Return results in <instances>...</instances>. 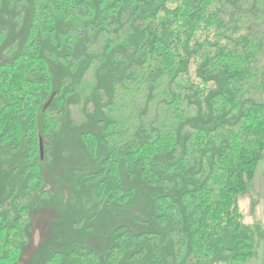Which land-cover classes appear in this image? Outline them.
I'll list each match as a JSON object with an SVG mask.
<instances>
[{
  "label": "rangeland",
  "instance_id": "1",
  "mask_svg": "<svg viewBox=\"0 0 264 264\" xmlns=\"http://www.w3.org/2000/svg\"><path fill=\"white\" fill-rule=\"evenodd\" d=\"M90 1L97 7L101 2ZM235 4H230L223 12L227 22L224 28L227 48L236 49L242 42V33L260 45L253 61L257 66L254 78L245 79L241 90L226 83L218 73L207 72L201 60H210V57L203 55L186 62L188 72L179 80L164 81L160 71L150 78L144 69L133 65L139 63L143 54L136 55L141 26L134 19L135 11L125 15L119 10L105 33L99 27L87 25L92 19L75 14L67 19L62 12L53 11L55 28L38 32L40 52L48 61L50 74L47 76L44 70L32 75L33 78L50 76L54 89L67 90L66 107L56 113L40 162L32 157L27 139L19 148L0 140V217H8L10 223L19 227L16 244L20 257L15 264H52L57 252L61 254L62 264H86L84 253L90 250L99 264H197L189 260L193 256L192 211L181 197L184 190L215 168L199 149L216 152L220 144L216 139L196 149L191 142L192 131L203 127L213 135L214 129L220 128L221 120L232 124V118L239 117L248 100H264V0ZM140 9L152 10L153 6L140 5ZM32 17L33 0H0V61L12 58L9 46L24 43ZM95 18L100 19V9ZM197 72L212 81L205 97L201 94L205 87L191 82L192 78L195 82L201 80ZM253 80L255 86L251 84ZM168 86L171 94L167 95L164 90ZM222 89L230 103L239 102L242 106L232 116L214 111L211 95ZM171 97H180L178 103L174 102L175 106L187 110L181 121L173 119ZM110 120L114 122L108 130ZM44 121V117L39 118L40 128ZM148 127H167L175 134L178 154H168L165 162H177L184 154L191 163L187 171L166 174V180L150 184L140 173L131 175L123 168V187L132 188V194L123 200L101 204L96 182L88 180L100 162L89 148L85 134L95 133L100 148L105 150L103 134L111 139L126 140ZM29 164L37 165L41 176L37 185L28 180L26 167ZM169 194L179 201L180 212L173 218L177 223L169 221L162 226L155 217L157 201L160 196ZM238 206L243 223L256 226L259 233L253 246L255 254L235 264H264V158L257 166L250 190L239 197ZM21 213L27 219L23 223L15 222V217ZM119 226L136 234L159 232V244L155 247L153 240L139 239L122 257L110 260L107 256L116 241ZM178 227L186 233L185 243L176 240ZM179 244L183 249L178 254ZM141 248L144 249L142 256L128 257V252ZM229 254L225 258L218 251L215 256H207L202 264H222L220 257L227 261Z\"/></svg>",
  "mask_w": 264,
  "mask_h": 264
},
{
  "label": "trees",
  "instance_id": "2",
  "mask_svg": "<svg viewBox=\"0 0 264 264\" xmlns=\"http://www.w3.org/2000/svg\"><path fill=\"white\" fill-rule=\"evenodd\" d=\"M243 1L101 0L97 7L90 0H33V19L26 40L22 45L9 46L12 58L0 61V140L19 148L27 139L32 157H37L40 162V139L43 144L47 143L51 127L56 121V113L63 112L66 107L67 90L62 91L60 87L54 89L50 76L33 78L32 75L44 70L47 76L50 74L48 61L40 52L38 32L39 29L52 31L55 28L53 11L62 12L67 19L74 14L92 19L87 25L99 27L103 33L107 32L116 17L114 14L119 10L125 15L135 11L137 16L134 19L141 26L136 55L139 57L143 54L139 63L133 65L144 69L150 78H154L160 71L164 81L174 78L179 80L188 72L186 62L203 55L210 57V60H201L207 72L218 73L226 83L241 90L245 79L254 78L257 66L253 61L260 45L242 33L239 46L229 50L227 32L224 30L227 22L223 12L230 4H243ZM140 5H150L153 9L141 10ZM98 9L99 20L95 18ZM196 75L201 80L195 82L192 78L191 82L205 87L204 93H201L205 97L212 81L198 72ZM252 82L255 86V81ZM223 90L211 95L214 111L226 117L232 116L242 106L239 102L230 103ZM53 92L55 96L52 103L44 109ZM164 93L171 94L169 86ZM180 97H171L169 103L176 121H181L187 111L184 107L175 106L174 102L178 103ZM240 115L236 119L232 118V124H225L221 120L220 128H215L216 133L213 135L208 128L203 127L192 131L191 142L196 149L217 140L220 144L216 152L199 149L211 159L215 168L198 179L197 184L194 182L184 190L181 197L192 211L190 244L193 256L190 255L189 259L192 263L202 264L207 256H215L218 251L225 258L231 252L227 261L220 257L219 262L222 264H235L255 254L253 246L259 232L256 226L243 223L238 201L239 197L250 190L257 166L264 158V100H248ZM40 117L45 118L41 128ZM113 122L110 120L106 129L110 130ZM85 136L89 148L100 162L88 180L96 182L101 204L123 200L132 194V188L123 187V168L131 175L140 173L150 184H158L166 180V174L176 171L184 174L186 167L191 164L184 154L179 156L177 162H165L168 154H178L177 138L167 127L140 129L126 140L111 139L103 134L105 150L100 148L95 133L88 131ZM26 168L29 170L28 180L37 185L41 181L37 165L29 164ZM179 210V201L172 195L160 196L155 214L157 222L162 226L169 221L176 222L174 219L179 215ZM26 219L21 213L15 217V222L23 223ZM0 220V264H15L20 257L16 244V238L20 236L16 233L19 227L10 223L8 217H0ZM116 232V241L107 256L110 260L122 257L139 239H151L155 247L160 241L159 232L136 234L125 226L117 227ZM176 237L179 243L187 241L186 233L179 227ZM182 249V244H179L178 254ZM143 251L142 248L140 251L131 250L128 257L139 258ZM60 255L59 252L54 255L52 264H62ZM84 257L86 264H99L92 250L84 253Z\"/></svg>",
  "mask_w": 264,
  "mask_h": 264
},
{
  "label": "water",
  "instance_id": "3",
  "mask_svg": "<svg viewBox=\"0 0 264 264\" xmlns=\"http://www.w3.org/2000/svg\"><path fill=\"white\" fill-rule=\"evenodd\" d=\"M54 96H55V92L52 93L51 97L49 98V100L45 104L44 109H47L50 106V104H51ZM40 153H41V157H43V154H44V144H43L42 139H40Z\"/></svg>",
  "mask_w": 264,
  "mask_h": 264
}]
</instances>
